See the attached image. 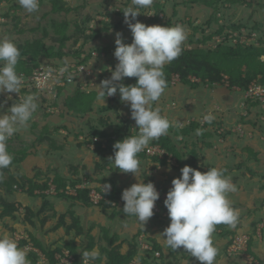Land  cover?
Returning a JSON list of instances; mask_svg holds the SVG:
<instances>
[{"label":"rangeland","instance_id":"374dc122","mask_svg":"<svg viewBox=\"0 0 264 264\" xmlns=\"http://www.w3.org/2000/svg\"><path fill=\"white\" fill-rule=\"evenodd\" d=\"M63 2L71 8L70 11L53 13L48 0H40L39 12L27 14L19 7L17 0H0V38L11 37L17 45L28 40L43 38L48 43L47 47L56 46L58 49L61 44H56L51 37L58 38L63 35L64 31H67L70 39L62 47V50L66 51L64 57L39 58L44 66L49 65V67L72 65L75 61L88 56L90 47H104L112 50L117 32L122 33L125 41L132 42V34L124 23L123 13V9L130 5L131 0H63ZM156 4H160L165 10L156 9ZM222 5L224 4L213 8L204 5L201 1L191 3L190 0H154L151 10L153 13L156 10L161 12L158 15L159 20H152L156 18V15L146 16L144 14L138 15L136 19L151 26L159 25L160 22H166L168 18L173 17V21H178L179 24L185 23L184 26L189 30L188 34L194 30L195 26L198 27L199 31L195 37L201 38L203 37V34L200 33L202 27L206 29L205 32L208 35L219 26H224V31L228 32L231 37L230 33L236 31L233 30L234 24H243L245 26L241 28L238 41L249 44H260L259 39L264 41V0H246L228 7ZM7 14L12 15L7 17ZM89 17L92 19L88 23ZM52 20L61 24L59 31L53 27ZM102 20L110 21L112 28L108 31L104 30L101 38L90 41L80 56L77 55L76 51L81 49L84 39L82 30L86 28V34H89L93 27L103 26V23L100 22ZM189 21H193L194 26L189 24ZM208 21H212L211 25L206 23ZM135 22L134 20L133 23ZM64 23L67 24L66 29L62 27ZM119 23L120 27H117ZM247 27L254 28L252 36L248 34ZM45 28H47L48 35L45 33ZM237 33L234 32L232 35H237ZM220 38L221 36L214 34L213 38L207 40V46L218 47L216 43ZM238 41L236 42V37H234L229 40V43L236 45ZM203 45L202 42L199 43L200 47ZM191 46L186 45L187 48ZM94 52L95 54H93ZM89 57L92 63L90 66L92 76L87 78L80 73L76 76L75 81L63 87L56 86L52 92L45 89L41 91L29 89L26 87L29 86L28 79L24 78L26 86L22 87L21 95L32 93L37 98L38 110L28 128L18 132L8 141V151L13 157L16 154L19 156L18 150L24 146H28L27 150L30 153L22 161L13 163V172H19L31 178L36 177L41 181L47 177L55 178L57 175L70 178L77 176L88 180L92 186H101L102 183L92 178L93 183L91 175L99 178L108 174L116 180L118 187L123 189L138 182L133 174L122 173L113 164L110 165L111 167L106 166L102 172L98 171L96 162H103V160L93 150L95 144L86 146L79 140L93 135L94 128L107 133L116 131L120 134L138 133V130L135 129L137 128L135 120L131 116L130 105L121 101L119 92L112 97H106L105 103L98 100L95 86L104 79H110L112 71L115 70L118 63L113 50L107 54V51L95 49ZM26 61L27 64H32L30 59L27 58ZM38 67L40 66L37 65L33 72ZM245 68L246 66L243 65L242 69ZM77 87L86 91L84 96L92 92L95 93L87 97L85 105L82 103L79 106L78 100H75L72 102L75 107L72 105L69 107L68 100L77 94ZM242 90L229 88L226 81L225 85L203 83L198 87H191L177 78L172 79L154 107L159 106L162 114L169 120L183 122L184 126L181 129L187 125L190 126L186 133H181V130L172 127L168 134L179 153L183 155V165L178 163L175 157L172 158L173 162L168 161L176 165L177 169L173 165L168 164L160 167L148 159H139L140 174L138 178L143 181L147 173L155 176L157 185L161 189L159 193L166 198L167 193L163 192V187H172V180L182 175L180 170L193 156L192 151L196 150L199 155L200 169L208 171L211 167H219L225 170V175L229 176L237 186L238 191L230 194L229 198L233 206L240 211L239 223L235 229H229L237 234L252 233L255 228L251 226V222L254 220L257 223V232L252 233L256 239L253 241V248L258 257L264 260V107L251 105L249 108V105L247 106L249 100H244V91ZM9 95L12 97L11 100H8ZM18 99L19 94L17 93L0 94V103L7 100L0 112H7L8 108ZM81 107L84 110H81ZM209 112L215 116V120L205 126L206 122L201 123V121L203 116ZM193 121L199 123L197 129H205L203 135L195 134L196 129L191 126ZM240 127L244 133L239 132ZM40 136L45 138L40 141ZM53 142L57 148L52 146ZM254 152L257 153L256 157L258 158L255 157ZM53 183L52 180H49V184L54 185L55 183ZM14 189L16 191L12 193L0 190V199L19 202L23 206L17 212V219L4 217L0 220V231L6 230L13 235L24 230L29 235L27 229H30L46 245L49 244L52 247L65 245L72 238L65 234L63 227L52 230L56 219H50L43 225L37 222V228L26 224L24 222V204L39 209L43 200L29 196L20 187ZM35 193H39V190L37 189ZM45 193L49 194V200L55 204L59 213L63 212L67 215L68 221L71 220L69 211H74V214L81 218L85 230L89 234L92 229L91 233L96 242L100 241L102 228L108 230L110 236L118 234L119 241L132 240L135 234L143 229L139 240L141 238L145 240L148 236H152L163 245L160 234L170 225L169 218L152 217L145 225L140 224L135 217H127V215L121 214V216L112 218L111 210L103 213L98 206L73 205V201L70 199L58 197L57 194L50 191ZM1 211L2 207H0V213ZM10 226L13 228H9ZM213 240L218 248L216 264H242V261L237 257H228L226 251L228 238L226 236L213 234ZM87 242H89V237H85V241L77 238V244L85 246ZM102 243L106 244L107 242L103 240ZM126 247L127 243L123 246V251ZM165 249L167 258L171 259L168 249ZM178 255L180 260L177 264H190L186 258L183 259L182 254ZM28 259L30 264H34V261L29 257V252ZM36 261L35 264H38V260ZM195 263L200 264L198 260Z\"/></svg>","mask_w":264,"mask_h":264},{"label":"clouds","instance_id":"9594fccd","mask_svg":"<svg viewBox=\"0 0 264 264\" xmlns=\"http://www.w3.org/2000/svg\"><path fill=\"white\" fill-rule=\"evenodd\" d=\"M17 3L27 14L39 12L41 6L40 0H17ZM153 4L154 0H131L123 9L124 23L131 31L132 43H125L122 33H116L114 56L118 63L110 79L95 86L100 102L105 103L106 97L119 92L121 101L130 105L138 133L117 141L113 145L114 156L109 157V161L120 172L131 173L137 178V183L123 190L121 199L125 202L123 212L127 217H135L142 225L154 216L160 193L153 182L144 183L138 178V154L146 150L151 141L167 136L170 128L184 126L183 122L169 120L160 107L154 105L168 87L164 68L182 54L189 33L182 24L148 26L136 19L140 14L155 15L151 10ZM20 59L21 51L14 39L0 38V94H19L18 101L7 112H0V179L3 178L2 170L10 169L14 160L8 151V141L28 128L38 110L37 98L33 94L21 95L24 78L17 71ZM133 77L137 78L134 85L122 82ZM11 99L9 95L8 100ZM6 103L7 100L0 103V109ZM214 120L215 116L209 112L201 123L211 124ZM204 131L198 128L195 134L200 136ZM180 171L182 175L172 180V187L164 200L170 225L160 234L162 243L173 252L183 247L200 264H216L218 248L213 234L217 226L235 229L239 223L240 211L229 198L238 191L237 186L219 167L201 172L186 165ZM103 188L104 193L109 192L111 184H104ZM81 252L82 264H95L101 257L98 248ZM0 264H30L26 248L20 247L6 230L0 231ZM136 264H139L138 258Z\"/></svg>","mask_w":264,"mask_h":264},{"label":"trees","instance_id":"16d2710c","mask_svg":"<svg viewBox=\"0 0 264 264\" xmlns=\"http://www.w3.org/2000/svg\"><path fill=\"white\" fill-rule=\"evenodd\" d=\"M43 1V0H41ZM189 1V0H188ZM201 1L204 5L211 6L213 8H217L220 4L223 7H228L229 5H234L241 3L242 1L246 0H190L191 3ZM48 2L51 5V10L53 13H61V12H67L70 11L71 8L67 6L66 3L63 2V0H48ZM178 3V2H176ZM160 4H156V9L159 10H165L163 6H160ZM159 10H156V18H153L152 20L158 21V13ZM12 14H7V17H10ZM91 17L88 19V23L91 21ZM53 27L59 31V27L61 26L60 23L56 22L55 20H52ZM103 23L102 27H93L91 30V33L86 34V28L82 30V33L84 35V39L82 41L81 49L77 50L76 54L80 56L81 52L84 50L86 44H88L90 41H96L97 39L101 38L103 36V31H108L112 28L110 21L102 20L100 21ZM207 24L211 25L212 21L206 22ZM176 24H179L178 21H173L172 18H168L166 22H160L159 25L162 26H174ZM185 23L183 22L182 25ZM189 24L193 25V21H189ZM203 26V25H201ZM245 26L243 24H234L233 30L241 31V28ZM66 29L67 24L64 23L62 25ZM117 27H120V23L117 25ZM61 28V27H60ZM248 34L252 35V30L254 28L247 27ZM205 28L202 27L200 30V33L203 34V37H195L197 34L198 27L195 26L194 30L190 34H188L187 41H185L183 45V51L182 54L179 56L178 59L174 60L171 64H168L164 68L165 76L167 83L170 84V82L173 79L174 74H179L180 81L186 85H190L191 87H198L201 84H224L225 85V75L228 76L229 80V88L233 89V86H238L241 89L245 90L248 85L255 79L259 80L264 84V59H262V56L264 55V41L263 39L260 40V44L255 43H236V45H232L229 43V40L231 39L229 37V33L224 31V26H219L213 33L206 34ZM45 33L48 35L47 28H45ZM214 34L224 36L225 39L221 42H219L217 45L218 47L213 48L211 46H207V40L213 38ZM51 39L54 40L56 44L60 43V47L57 49L56 46H51L50 48L47 47L48 43L43 38H37L34 40H28L24 43H19L17 46L19 47L21 51V59L17 66V71H24L27 75H30L33 72V69L35 67L43 65L41 61H39L41 57H64V49L62 50L63 45L66 41L70 39V36L68 35L67 31L63 32V35L56 38L55 36H52ZM79 40V39H77ZM232 40V39H231ZM127 44H131L130 41H125ZM203 43V46H199V43ZM192 45L190 48H187V44ZM116 44H114L113 52L115 51ZM95 49L99 51H107V54L112 51L109 48L104 47H90L89 48V56H91V52ZM74 54V55H76ZM30 59L32 64H27L26 59ZM79 58V57H78ZM88 57H86L84 60H87ZM35 62V64H33ZM47 64V63H46ZM243 65L246 66L245 69H242ZM192 76H195L197 78H200L201 81H196L192 79ZM125 85H134L137 82V78H125L122 81ZM86 91L81 90L79 87H77V94L74 97H70L68 100L69 107L73 105V101L78 100L79 106L82 105V103L85 105L87 97H90L95 92H92L90 94H85ZM32 94V93H31ZM83 105V106H84ZM249 105V108L251 105H258L262 106L260 101L257 100H249L247 103V106ZM75 107V106H74ZM81 110H84L83 107H81ZM208 123H205V126ZM199 125L198 122L193 121L191 122V126H193L195 129H197V126ZM189 125L184 127L183 129L179 128L181 130V133H186L188 130ZM93 135H89L88 138L83 137V139H79L81 143L88 146V144H95V148L93 149L96 153L99 154L100 158L103 160V162H96V168L98 171H103V169L106 166H110L113 163L109 161V157L114 156V148L113 145L117 141H122L123 139L135 135L132 133H118L116 132H110L107 133L103 130H100L98 128L93 129ZM45 138V137H44ZM43 136H40V141H42ZM172 142V139L167 136H162L159 140H153L150 142V144H160L162 147L166 148L173 157L176 158L177 162L183 165V155L179 153L177 150L175 144ZM80 145V144H79ZM52 146L54 148L56 147V144L53 142ZM81 146V145H80ZM28 146H24L18 150V155L14 156L13 163L22 161L26 158L28 154ZM193 156L188 160L187 165L191 166L201 172H207L203 171L199 168L198 165V153L196 150L192 151ZM32 155V154H31ZM255 157L257 156V153L254 152ZM139 159H148L151 163H154L156 165H159L160 167L162 165H173L175 169H177L176 165L172 164L170 161H168L166 158H159L157 155L154 156H148L145 151H142L138 154ZM258 158V157H256ZM171 163V164H170ZM13 165V164H12ZM111 167V166H110ZM3 172V178L0 179V190H5L7 193H12L16 191L15 187H20L24 193H28L29 196L37 199L43 200L41 206L39 209H36L35 207L24 204V222L28 225H30L32 228H37L38 224L37 222L41 223L42 225L45 224L50 219L55 220L56 223L52 227V230H57L60 227H63L65 229V234L72 236L65 245H58L56 247H52L51 245H46L37 235H35L30 229H27L29 231L30 240L33 242V245L39 248L43 253H45L49 259V264H57V260L55 258V253L57 251H61L63 248H68L70 251L75 255V264H82V250L88 249L91 250L92 248L98 247L101 257L98 259L95 264H129L133 259H139L145 264H177V262L180 260L178 257V254H182L183 259L186 258L187 261L190 264H197L195 263L197 259L195 257L190 256L187 252L184 251L183 247L181 249L177 250L176 252H173L171 249H168L169 256L171 259H168L166 254V249L164 246L160 243V241L152 236H146L147 238L145 241L150 245L151 248L149 249H142L140 247V240L139 236L141 233H143V229H140L135 236L132 238V240L125 239L119 241V235L115 234L113 236H110L108 230L102 228V235L99 238V242H96V239L94 235H92L90 229V234L85 230V227L83 225V222L81 221V218L74 214V211H69L71 214V220L68 221V217L65 213L60 212L55 207V204L52 203L49 200V194H46V190L49 188V180H52L57 189L65 188L67 185L76 186L78 183L83 181L82 178H79L77 176L75 177H63L60 175L55 176V178H49L47 177L44 180L36 179V177L31 178L27 175L21 174L19 172H13L12 166L10 169H4ZM98 180V182H101L103 184H111V190L109 192L104 193L102 190V185L97 186V189L101 191L104 196L107 197V199H101L99 203H94L90 196V188H78L76 195H67L65 193H58V197H64L67 199H70L73 201V205L80 204L83 207H91L92 205L98 206L101 208L103 213H107V211L111 210L112 215H110L112 218H115L116 216L120 215H126L123 212L124 207V201L121 199L123 188L118 187L116 180L111 177L108 174H105L103 177H95V175H91V181ZM144 183L153 182L157 188V190H161L157 185V180H155V176L149 175L148 173L145 174V177L143 178ZM94 183V182H93ZM170 186L163 187V192L168 193L170 190ZM39 190V193H35L36 190ZM164 198L160 194V199L156 202V206L159 208V211H157L154 208V218H169L168 214L164 215V213H168L167 208L164 204ZM23 206V204L19 202H9L4 200L3 198L0 199V207H2V211L0 213V220H2L4 217H11L13 219H17V212L19 211L20 207ZM50 208V209H48ZM8 225V224H6ZM251 226L255 228L252 233H256L257 223L253 220L251 222ZM9 228H13V226H10ZM264 228V227H263ZM250 233V240L248 245V252L253 254L256 258H258L262 263H264V260H261L257 253L254 250L253 241L256 240L254 235ZM214 234H220L221 236H226L228 238L227 246L232 242V239L236 236V232L229 229L226 225H218L216 228V231ZM85 237H89V242L85 244V246L81 244H77V238L83 239L85 241ZM105 240L107 243L104 244L102 241ZM259 241V240H258ZM29 241L26 239H22L19 246L24 248V246ZM127 243V247L125 248V251H123V246ZM227 251V249H226ZM29 257L34 261V264L37 262L39 256L35 251H28ZM231 257V256H228ZM236 258V257H232ZM237 259L242 261V264H244V258L241 255L237 256Z\"/></svg>","mask_w":264,"mask_h":264},{"label":"built area","instance_id":"2783aa9c","mask_svg":"<svg viewBox=\"0 0 264 264\" xmlns=\"http://www.w3.org/2000/svg\"><path fill=\"white\" fill-rule=\"evenodd\" d=\"M159 12L158 14H160ZM156 15V11L154 13ZM162 15V14H161ZM234 32H238L237 35H232ZM231 32V39L236 37V42L239 39L241 31H234ZM221 36V35H219ZM252 36V35H251ZM225 39L224 36H221V38L218 40L219 42L223 41ZM217 42L216 44H218ZM240 42V41H238ZM245 42V41H244ZM243 43V42H240ZM249 44V43H246ZM95 54V52L93 53ZM264 56V55H263ZM86 57H89L86 56ZM86 57L79 59L75 61L74 64L69 65H58L55 67H49V65H41L38 67L34 72H32L30 75H27L23 71H19L23 78H27L28 85L26 86L23 84V86H26L27 88H31L32 90H43L46 91L49 90V92H52L54 87L59 86L63 87L71 82L76 80V76L80 73L84 74L87 78L92 76L90 66H92L90 57L89 60H84ZM178 79L180 81L179 74H174L173 79ZM227 86H229V80L228 76L225 75ZM193 80L201 81L200 78H197L195 76H192ZM87 82V81H86ZM85 82V83H86ZM234 90H242L238 86H233ZM244 91V100H257L260 101L262 106L264 107V84L260 82L259 80L255 79L253 80L248 87ZM244 105V103H242ZM244 133L242 127L239 128V132ZM91 145V144H90ZM148 156H154L157 155L159 158H166L168 160L172 161V154L164 147H162L160 144H149L148 148L144 150ZM173 162V161H172ZM54 184V183H53ZM104 185V184H103ZM102 187V190L104 192V188ZM90 188L89 196L91 200L94 203H99L101 199H107L104 194L97 189L96 186L90 185L89 181L86 179H83L80 183H78L75 187L71 185H67L65 188H61L60 190L57 189L56 185L50 184L49 189L46 191H50L52 193L58 194V193H65L67 195H76L78 188ZM112 188V187H111ZM156 210H159V208H155ZM168 213H164V215H167ZM20 244L22 239H26L29 242L24 246L26 250L29 251H35L38 258V264H49V259L45 253H43L39 248L33 245V242L30 240V236L28 233L23 231H19V233H15L12 235ZM250 240V233L249 232H243L242 234H237L233 239L232 242L227 247V254L231 257H237L238 255L243 256L244 258V264H264L262 263L258 258H256L253 254L248 252V245ZM140 247L142 249H149L151 248L150 245L144 240V238L140 239ZM55 258L57 260V264H75V255L70 251L68 248H63L61 251H57L55 253ZM137 259H133L129 264H136ZM139 264H145L141 260H139Z\"/></svg>","mask_w":264,"mask_h":264},{"label":"crops","instance_id":"0c3cea01","mask_svg":"<svg viewBox=\"0 0 264 264\" xmlns=\"http://www.w3.org/2000/svg\"><path fill=\"white\" fill-rule=\"evenodd\" d=\"M257 6V5H256ZM258 242V241H257ZM259 243H260V241H259Z\"/></svg>","mask_w":264,"mask_h":264}]
</instances>
